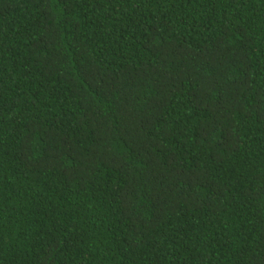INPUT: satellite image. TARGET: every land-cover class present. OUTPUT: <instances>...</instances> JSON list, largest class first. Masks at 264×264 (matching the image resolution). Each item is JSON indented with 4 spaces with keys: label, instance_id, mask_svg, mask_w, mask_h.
I'll return each mask as SVG.
<instances>
[{
    "label": "trees",
    "instance_id": "1",
    "mask_svg": "<svg viewBox=\"0 0 264 264\" xmlns=\"http://www.w3.org/2000/svg\"><path fill=\"white\" fill-rule=\"evenodd\" d=\"M0 264H264V0H0Z\"/></svg>",
    "mask_w": 264,
    "mask_h": 264
}]
</instances>
